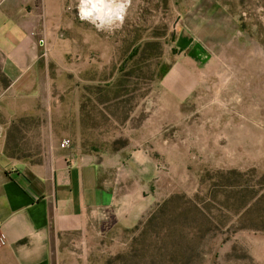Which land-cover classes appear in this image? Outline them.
<instances>
[{
  "label": "rangeland",
  "instance_id": "1",
  "mask_svg": "<svg viewBox=\"0 0 264 264\" xmlns=\"http://www.w3.org/2000/svg\"><path fill=\"white\" fill-rule=\"evenodd\" d=\"M23 1L42 87L11 157L41 164L69 139L154 201L132 226L54 233L52 264H264V0H132L111 33L78 0Z\"/></svg>",
  "mask_w": 264,
  "mask_h": 264
},
{
  "label": "crops",
  "instance_id": "2",
  "mask_svg": "<svg viewBox=\"0 0 264 264\" xmlns=\"http://www.w3.org/2000/svg\"><path fill=\"white\" fill-rule=\"evenodd\" d=\"M25 4L0 0L1 67L10 80L0 94V264H52L54 233L86 228L97 215L132 226L154 201L139 190L119 192L93 153L58 147L47 162L29 164L6 152L11 126L34 111L42 87V55Z\"/></svg>",
  "mask_w": 264,
  "mask_h": 264
},
{
  "label": "clouds",
  "instance_id": "3",
  "mask_svg": "<svg viewBox=\"0 0 264 264\" xmlns=\"http://www.w3.org/2000/svg\"><path fill=\"white\" fill-rule=\"evenodd\" d=\"M132 0H78L77 15L98 31L113 32L121 28Z\"/></svg>",
  "mask_w": 264,
  "mask_h": 264
},
{
  "label": "built area",
  "instance_id": "4",
  "mask_svg": "<svg viewBox=\"0 0 264 264\" xmlns=\"http://www.w3.org/2000/svg\"><path fill=\"white\" fill-rule=\"evenodd\" d=\"M70 145L69 139H64L62 142L63 147H68ZM6 244V235L0 230V246H3Z\"/></svg>",
  "mask_w": 264,
  "mask_h": 264
},
{
  "label": "trees",
  "instance_id": "5",
  "mask_svg": "<svg viewBox=\"0 0 264 264\" xmlns=\"http://www.w3.org/2000/svg\"><path fill=\"white\" fill-rule=\"evenodd\" d=\"M0 78L2 80L3 86L6 88L9 85L10 80L8 79V77L4 74L3 71H0ZM6 152L8 153L9 156H11V154L9 153V146L7 143L6 146Z\"/></svg>",
  "mask_w": 264,
  "mask_h": 264
}]
</instances>
